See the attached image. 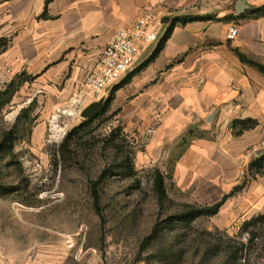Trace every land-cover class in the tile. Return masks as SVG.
<instances>
[{"label":"crops","instance_id":"0c3cea01","mask_svg":"<svg viewBox=\"0 0 264 264\" xmlns=\"http://www.w3.org/2000/svg\"><path fill=\"white\" fill-rule=\"evenodd\" d=\"M244 1L248 8L238 14L236 0H0V44H6L0 75L5 68L12 75L26 72L49 95L78 97L115 31L148 6L166 26L176 16H215L177 25L156 58L124 85L137 91L129 103L128 128L147 137L138 158L160 164L165 187L169 181L198 202L214 203L248 177L250 163L264 152V73L233 51L264 66V16L248 17L264 0ZM230 25L238 28L233 40L226 37ZM245 119L258 124L234 134L232 122ZM191 130L201 135L182 144ZM227 199L230 205L220 211L228 207L231 216L249 211L250 204L255 210L264 202V176L255 175ZM13 247L0 240V264H66V249Z\"/></svg>","mask_w":264,"mask_h":264},{"label":"rangeland","instance_id":"374dc122","mask_svg":"<svg viewBox=\"0 0 264 264\" xmlns=\"http://www.w3.org/2000/svg\"><path fill=\"white\" fill-rule=\"evenodd\" d=\"M165 29L161 24L157 41L147 44L137 63L152 51ZM4 72L0 92L11 81L16 88L0 106V140L5 130L16 132L12 153L0 152V193L6 192L0 195V240L6 248L66 249V264H223L229 250L242 243L241 264H264V221L247 231L242 228L245 221L264 214V202L255 210L252 204L246 206L249 211L239 217L225 207L191 225L177 217L183 204L213 203L198 202L169 181L167 199L158 202L153 178L160 164L138 158L147 137L128 128L129 103L137 91L122 86L108 105L105 101L112 92L92 94L89 104L100 108L90 125H82L88 118L83 119L81 112L89 104L83 106L79 96L58 98L26 72L23 77L7 68ZM29 76L33 79L23 81ZM3 97L7 95L0 96V103ZM127 153L132 155L135 174L113 173L98 187L101 223L90 185L104 169L116 172ZM248 177L237 185L239 190L255 178L254 171ZM236 202L238 207L239 197ZM225 204L230 205L228 199ZM149 236L153 237L147 245L144 240Z\"/></svg>","mask_w":264,"mask_h":264},{"label":"trees","instance_id":"16d2710c","mask_svg":"<svg viewBox=\"0 0 264 264\" xmlns=\"http://www.w3.org/2000/svg\"><path fill=\"white\" fill-rule=\"evenodd\" d=\"M262 16H264V4L258 7L252 8L248 12V17L250 18H259ZM216 19L217 18L213 15H203V16L185 15V16L173 17L169 21L168 25L166 26V29L161 39L156 44L150 56L147 59H145L138 67H136L131 73H129V75L112 91V94L107 98V100L105 101L106 102L105 104L108 105L109 103H111V101L113 100L115 91H117L122 86L128 84L134 75H136L139 71H141L143 68L149 65L156 58V56L164 48L167 40L170 38L174 28L177 25H185L187 23L194 22V21H209V20H216ZM4 46H6V44H3L0 47V52L2 51V49H4ZM233 51L238 56V58L241 60L242 63L249 65L251 67H254L261 73H264L263 65L248 58L247 56L239 52L237 49H233ZM20 75L23 77L25 75V72H22ZM33 77L31 76L26 77L24 78L23 81L32 80ZM13 85H14V82L11 81L7 85L6 89L0 92V96L7 95L6 98L3 97V101L0 103V106H2L4 103H7L9 99L12 97V95L15 93L16 88ZM94 119H95V116H92L88 118L87 120H85V122H83L82 125H86V124L90 125L94 121ZM257 124L258 122L253 119L234 120L231 124V127L234 131V134L240 135L243 131L254 128ZM200 135H201L200 132L196 133L192 130L188 131L185 137L182 139V144H187L191 140V138L200 136ZM15 139H16V132L13 128L9 130H5L1 135L0 152L12 153L13 143ZM116 169H117L116 172H113L114 170L110 168L104 169L99 175L98 179L92 182L90 185L93 207L101 223H103L104 218H103V212H102V207H101V202H100V191L98 187L100 183L107 176L113 173H119L122 177H132L135 174V168L133 164L132 155L130 153L125 154L123 157V160H121V162L117 164ZM249 169L250 171H254L255 175L264 176V152H262L254 160H252V162L249 165ZM164 178L165 177L163 176V174L159 170H156L154 178H153V192L155 193L157 200L160 204H162L167 199ZM240 188L241 186H236L229 194L223 195L220 200H218L217 202H214L213 204L202 205V206L193 205V204H183V210L178 214L177 217L180 221H184L186 224L191 225V223L198 217L216 215L219 212L221 206L227 200V198L232 196L234 192L239 190ZM4 193L6 192H3V193L1 192L0 195H3ZM263 221H264V214H260L255 217H252L250 220L245 221L243 223L242 228L243 230L247 231L249 226H255L259 222H263ZM152 237L151 236L147 237L144 240V243L148 245L149 242L152 240ZM243 245L244 244L240 243L238 245L233 246L229 250L228 256L223 264H241L242 252L244 250Z\"/></svg>","mask_w":264,"mask_h":264},{"label":"built area","instance_id":"2783aa9c","mask_svg":"<svg viewBox=\"0 0 264 264\" xmlns=\"http://www.w3.org/2000/svg\"><path fill=\"white\" fill-rule=\"evenodd\" d=\"M162 21L158 10L148 6L131 24L115 31L102 49L95 68L85 76L79 95L83 106L90 103L92 94L99 97L104 92H112L135 69L147 44L157 41ZM237 35L238 28L230 25L227 39L233 40Z\"/></svg>","mask_w":264,"mask_h":264},{"label":"water","instance_id":"95a60500","mask_svg":"<svg viewBox=\"0 0 264 264\" xmlns=\"http://www.w3.org/2000/svg\"><path fill=\"white\" fill-rule=\"evenodd\" d=\"M248 8V6L246 5L244 0H236L235 2V12L236 13H241L244 10H246ZM166 20H163L162 23H166ZM100 106L99 104L96 103H92L89 104L87 107L84 108V110L81 112V116L83 119H87L91 116H93L98 110H99Z\"/></svg>","mask_w":264,"mask_h":264}]
</instances>
